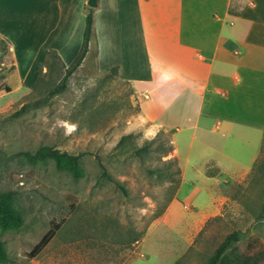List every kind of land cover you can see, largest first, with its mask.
Listing matches in <instances>:
<instances>
[{"label":"rangeland","instance_id":"rangeland-1","mask_svg":"<svg viewBox=\"0 0 264 264\" xmlns=\"http://www.w3.org/2000/svg\"><path fill=\"white\" fill-rule=\"evenodd\" d=\"M10 64L7 54L0 66ZM104 74L84 60L64 91L21 112L32 88L16 87L7 74L11 89H0V191L14 192L23 222L0 230L7 251L0 264H200L233 231L238 239L226 250L233 264H264V169L250 171L264 154V109L238 111L219 125L200 117L195 128L178 117L164 129L141 118L146 94ZM94 90L91 107L103 102V110L93 114L91 128L90 110L79 103ZM183 111L192 122L194 100ZM150 139L149 150L136 154L133 146ZM43 144L80 153L82 175L20 154ZM99 162L119 184L101 177Z\"/></svg>","mask_w":264,"mask_h":264},{"label":"crops","instance_id":"crops-1","mask_svg":"<svg viewBox=\"0 0 264 264\" xmlns=\"http://www.w3.org/2000/svg\"><path fill=\"white\" fill-rule=\"evenodd\" d=\"M85 5L0 0V37L14 66L10 82L31 89L48 49L66 65L74 59ZM93 26L98 71L117 66L119 79L147 95L141 118L160 128L178 117L187 128L197 127L200 117L219 125L238 111L264 109V0H97ZM190 99L192 122L183 116Z\"/></svg>","mask_w":264,"mask_h":264},{"label":"trees","instance_id":"trees-1","mask_svg":"<svg viewBox=\"0 0 264 264\" xmlns=\"http://www.w3.org/2000/svg\"><path fill=\"white\" fill-rule=\"evenodd\" d=\"M93 11L94 7L85 5V25L83 29V37L81 47L79 52L74 57V59L68 64H64L60 56L55 50L48 49L44 52L42 59L39 63L40 71L35 79L32 87V91L25 97L27 101L23 103L17 112H21L27 106H37L40 104L47 103L51 98L60 92L64 91L67 87V80L69 76L78 68L84 60H91L93 66L96 70V56H97V41L95 30L93 26ZM10 47L9 44L0 37V64H2L3 57L8 54V58L11 61L9 54ZM14 68L13 64L9 66H0V89L9 91L10 85L7 83L6 76ZM112 76H118L117 66L111 67L104 74V78H111ZM59 77L57 82L54 79ZM97 91V89H96ZM96 91L89 92L81 100L80 110H85L89 108L90 119L89 125L92 126L96 122L93 119L94 113L103 110V102L98 104L96 108L91 107L92 101L95 98ZM95 92V93H94ZM87 103H90L87 105ZM93 116V117H92ZM97 118V117H96ZM124 138V136L122 137ZM151 139L143 143L142 146H133L136 154L140 155L142 152H147L149 150V145ZM163 146V145H162ZM164 148V146H163ZM20 154L25 160L31 163L44 162L47 160H52L55 166L59 170H65L69 172L74 178L80 177L83 173V168L81 166V154L80 153H70L65 150H60L48 144L40 145L34 151H21ZM102 167V163L99 162ZM264 169V154L258 157L251 167L250 171L252 173ZM101 177L111 178L105 168H101ZM116 184L119 181L111 178ZM15 195L11 190L0 191V230L5 231L11 228H16L20 226L23 222L22 212L16 208L14 205ZM161 212L157 213L155 217H158ZM144 230L135 236L128 239L129 244L136 242L142 237ZM48 236L42 237V239L35 245L34 250L39 251L46 243ZM238 239V233L233 231L225 236L223 241L214 249L213 253L200 264H233V258L226 253L227 248ZM7 259V251L4 242L0 239V262ZM180 259H177L173 264H180Z\"/></svg>","mask_w":264,"mask_h":264},{"label":"water","instance_id":"water-1","mask_svg":"<svg viewBox=\"0 0 264 264\" xmlns=\"http://www.w3.org/2000/svg\"><path fill=\"white\" fill-rule=\"evenodd\" d=\"M87 4H88L89 6L94 7V6L97 5V0H87Z\"/></svg>","mask_w":264,"mask_h":264}]
</instances>
